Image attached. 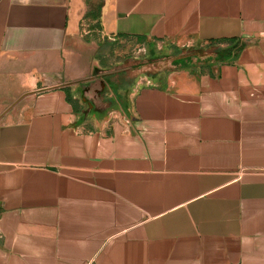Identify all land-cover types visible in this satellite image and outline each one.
I'll list each match as a JSON object with an SVG mask.
<instances>
[{"label": "crops", "instance_id": "0c3cea01", "mask_svg": "<svg viewBox=\"0 0 264 264\" xmlns=\"http://www.w3.org/2000/svg\"><path fill=\"white\" fill-rule=\"evenodd\" d=\"M0 264H264V0H0Z\"/></svg>", "mask_w": 264, "mask_h": 264}, {"label": "trees", "instance_id": "16d2710c", "mask_svg": "<svg viewBox=\"0 0 264 264\" xmlns=\"http://www.w3.org/2000/svg\"><path fill=\"white\" fill-rule=\"evenodd\" d=\"M226 42L231 45V48L228 50H214V60L220 61V60H226L228 56L234 49L240 50L241 46H239V43L236 40H227ZM211 51L210 47L206 48H181L176 53L173 54V56H170L166 62L170 63L171 66H182L188 62H191L192 60H196V62H199L200 59H202L205 55H207ZM235 56V54L232 56V58Z\"/></svg>", "mask_w": 264, "mask_h": 264}, {"label": "rangeland", "instance_id": "374dc122", "mask_svg": "<svg viewBox=\"0 0 264 264\" xmlns=\"http://www.w3.org/2000/svg\"><path fill=\"white\" fill-rule=\"evenodd\" d=\"M117 49L118 53L123 54L122 56L130 58V62H133V60H136L137 58H141L143 56V47L138 46L134 43L120 44L118 45Z\"/></svg>", "mask_w": 264, "mask_h": 264}]
</instances>
